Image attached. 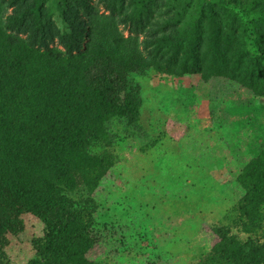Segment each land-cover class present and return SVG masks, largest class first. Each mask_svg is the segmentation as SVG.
Segmentation results:
<instances>
[{
  "label": "trees",
  "instance_id": "1",
  "mask_svg": "<svg viewBox=\"0 0 264 264\" xmlns=\"http://www.w3.org/2000/svg\"><path fill=\"white\" fill-rule=\"evenodd\" d=\"M150 67L264 96V0H0V177L46 228L25 264H79L112 224L82 154L139 126ZM237 182L193 264H264V143Z\"/></svg>",
  "mask_w": 264,
  "mask_h": 264
},
{
  "label": "rangeland",
  "instance_id": "2",
  "mask_svg": "<svg viewBox=\"0 0 264 264\" xmlns=\"http://www.w3.org/2000/svg\"><path fill=\"white\" fill-rule=\"evenodd\" d=\"M139 126L98 131L83 150L99 181L100 241L79 264H193L242 195L241 166L264 143V96L150 67ZM115 133V134H114ZM0 177V264H25L46 228ZM102 225V222H101Z\"/></svg>",
  "mask_w": 264,
  "mask_h": 264
}]
</instances>
